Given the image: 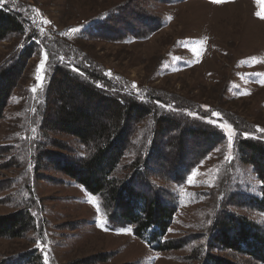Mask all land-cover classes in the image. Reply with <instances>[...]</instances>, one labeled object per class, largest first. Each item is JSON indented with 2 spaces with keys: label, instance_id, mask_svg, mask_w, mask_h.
Returning <instances> with one entry per match:
<instances>
[{
  "label": "rangeland",
  "instance_id": "obj_1",
  "mask_svg": "<svg viewBox=\"0 0 264 264\" xmlns=\"http://www.w3.org/2000/svg\"><path fill=\"white\" fill-rule=\"evenodd\" d=\"M0 6L23 26L0 40V71L23 50L33 51L0 119V215L23 212L27 222L17 237L0 236V262L28 254L38 264H204L210 254L233 264H264L211 244L224 213L264 229L263 209L230 200L240 193L248 201L261 183L237 141L264 143V0H0ZM120 15L122 24L111 23ZM107 20L116 32L102 29ZM134 30L146 32L135 37ZM44 53L41 85L36 69ZM68 62L84 67L90 62L120 79L124 92L144 97L160 111L222 130L223 141L182 181L168 179L158 168L142 172V192L175 207L161 238L172 248L158 251L146 244L131 223L112 216L106 194L89 193L43 158L44 151L87 154L73 137L41 127L53 68ZM221 124L231 126V148L228 128ZM152 132L149 115L131 133L115 180L132 176L135 160L147 157ZM193 171L198 174L190 184ZM93 196L95 205L89 202Z\"/></svg>",
  "mask_w": 264,
  "mask_h": 264
},
{
  "label": "trees",
  "instance_id": "obj_2",
  "mask_svg": "<svg viewBox=\"0 0 264 264\" xmlns=\"http://www.w3.org/2000/svg\"><path fill=\"white\" fill-rule=\"evenodd\" d=\"M123 17L112 18L111 23L122 24ZM128 17L131 16H125ZM110 20L101 27L104 31L116 32L108 26ZM147 29L153 31L152 27ZM22 30V22L17 16L7 7L0 6V40ZM141 31L134 30V36L139 37ZM32 52L31 47L23 50L11 60L7 69L0 71V119L10 91L15 87L16 76L21 73ZM74 68H78L79 73ZM143 99L124 92V83L120 79L109 78L90 62H87V67L82 66V62L55 65L51 81L45 89V113L41 127L73 137L87 154L70 156L44 151L43 158L53 169L68 175L89 193L106 194L112 216L115 214L117 220L131 223L133 233L159 251L173 247L171 242L165 243L161 238L170 225L175 207L165 204L156 194L142 192L139 184L144 180L142 172L146 170L149 173L158 168L168 179L180 182L216 144L223 141L224 134L217 126L186 123ZM149 115L153 117V134L147 146V157L135 160L133 175L119 182L113 175L122 160L129 137ZM237 144L245 163L253 165L257 178L264 181V143L247 137L239 139ZM235 195L230 198L231 201L236 198L240 204L249 202L264 210V184L260 183L259 192L248 197V201L240 193ZM26 224L23 212L0 215V236L17 237L18 229ZM216 230V238L211 239L213 246L264 260V229L252 226L241 216L224 213ZM205 259L204 264H233L210 254ZM8 264L38 263L34 257L24 254L18 261L14 258Z\"/></svg>",
  "mask_w": 264,
  "mask_h": 264
},
{
  "label": "snow or ice",
  "instance_id": "obj_3",
  "mask_svg": "<svg viewBox=\"0 0 264 264\" xmlns=\"http://www.w3.org/2000/svg\"><path fill=\"white\" fill-rule=\"evenodd\" d=\"M213 2H214V3H218V2H220V0H213ZM261 18L264 19V16H262ZM45 22H46V23H50V21H45ZM70 31L75 32V31H77V30H76V29H70ZM63 34H64V35H67V33H63ZM47 58H48L47 53H44L43 58L40 60L39 65L37 66V69H36V73H37V75H36V80H37L41 85H42L43 80H44V76L42 75V73H43L44 66H45V62H46ZM74 71H76V72L79 73V69H78V68H74ZM101 87H102V86H101ZM133 87H136V85L133 84ZM32 91L35 92V91H36V88L33 87ZM190 115H191V113H190ZM212 115L219 116L220 113L217 112V113H213ZM212 123H216V122H215V121H212ZM219 126H220L221 128H228V141H229V148H231V146H232V140H233V132H232V130H231V126H230V125H223V124H221V125H219ZM260 131H261V132H264V129H260ZM225 159H226V160H230V159H231L230 155H229V156H226ZM197 174H198V173H197L196 171H193L192 174H191V176L188 177V183H190V184L193 183L194 178L196 177ZM261 183L264 184V181H262ZM89 202L95 205V204H96V199H95V197L93 196ZM99 210H100V209H99V206L97 205V212H99ZM99 226H100L101 228H104V223H103L102 220L100 221ZM126 231H129V232H130L131 229H127ZM169 231H172V229H169Z\"/></svg>",
  "mask_w": 264,
  "mask_h": 264
}]
</instances>
